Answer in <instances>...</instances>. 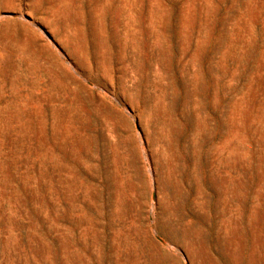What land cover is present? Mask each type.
<instances>
[{
	"label": "rangeland",
	"instance_id": "rangeland-1",
	"mask_svg": "<svg viewBox=\"0 0 264 264\" xmlns=\"http://www.w3.org/2000/svg\"><path fill=\"white\" fill-rule=\"evenodd\" d=\"M10 13L81 28L111 97L84 93L91 119L56 133L36 98L0 103V264H264V0Z\"/></svg>",
	"mask_w": 264,
	"mask_h": 264
},
{
	"label": "crops",
	"instance_id": "crops-1",
	"mask_svg": "<svg viewBox=\"0 0 264 264\" xmlns=\"http://www.w3.org/2000/svg\"><path fill=\"white\" fill-rule=\"evenodd\" d=\"M80 29L55 28L30 13L1 15L0 103L19 104L24 112L36 98L41 109L51 112L55 133L71 129L72 121H89L90 110L79 105L82 95L111 96L82 66Z\"/></svg>",
	"mask_w": 264,
	"mask_h": 264
}]
</instances>
